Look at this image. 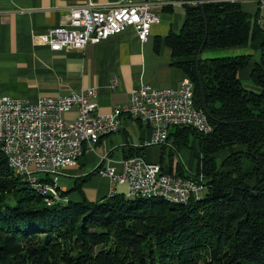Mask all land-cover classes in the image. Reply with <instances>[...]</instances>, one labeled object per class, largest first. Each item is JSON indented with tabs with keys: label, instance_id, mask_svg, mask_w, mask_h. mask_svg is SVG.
Segmentation results:
<instances>
[{
	"label": "trees",
	"instance_id": "trees-1",
	"mask_svg": "<svg viewBox=\"0 0 264 264\" xmlns=\"http://www.w3.org/2000/svg\"><path fill=\"white\" fill-rule=\"evenodd\" d=\"M186 1L194 3L165 44L213 130L172 127L161 168L204 175V192L172 204L125 193L72 201L69 190L62 192L67 202L47 206L1 155L0 264H264V29L237 2ZM242 46L260 53L250 72L256 89L239 77L250 55L197 58L205 49ZM181 148L192 152L193 172L172 164Z\"/></svg>",
	"mask_w": 264,
	"mask_h": 264
},
{
	"label": "crops",
	"instance_id": "crops-1",
	"mask_svg": "<svg viewBox=\"0 0 264 264\" xmlns=\"http://www.w3.org/2000/svg\"><path fill=\"white\" fill-rule=\"evenodd\" d=\"M98 3L124 4L145 0H93ZM159 21L153 23L147 40L141 42L133 27L111 35L84 49L66 47L51 50L47 44V31L63 21L67 8L81 5L86 0H0V98L36 101L42 96L58 97L71 91L96 87V102L102 112L126 104L132 87L139 81L156 87L176 86L186 78L183 70L173 64L165 44L169 32H178L185 21V7L194 3L186 0H149ZM199 1V0H198ZM234 1L249 15L264 19V0H214ZM158 40V48L154 43ZM222 56L250 55L239 77L247 88L256 89L250 81V72L259 60V51L250 46L228 48ZM204 58H214L202 56ZM113 79L116 80L112 86ZM75 116L72 109L67 119ZM151 128L127 114L121 117L118 131L100 137L72 166L61 171L63 192L72 201H99L107 197L111 181L107 176L94 173L80 182L88 173L108 165L119 166L117 161L138 152L149 161L162 167L167 165L172 152L167 145L149 144ZM170 143V144H169ZM177 150L172 164L179 162L187 171H194V157L186 148ZM162 160V162H160ZM167 169V167H166ZM97 172V171H96ZM63 177V178H61ZM116 193H125L123 185ZM126 194V193H125Z\"/></svg>",
	"mask_w": 264,
	"mask_h": 264
},
{
	"label": "built area",
	"instance_id": "built-area-1",
	"mask_svg": "<svg viewBox=\"0 0 264 264\" xmlns=\"http://www.w3.org/2000/svg\"><path fill=\"white\" fill-rule=\"evenodd\" d=\"M158 21L149 0L124 4L86 0L68 7L63 21L48 29L47 44L54 51L66 47L84 49L127 27H133L137 38L144 42L151 25ZM258 23L264 29V19L258 18ZM115 83L113 79L112 86ZM96 96V87H88L58 97L42 96L33 102L1 97L0 156L6 157L14 175L35 179L38 187L55 191L59 201L67 198L62 189H53L61 171L77 163L85 147L118 131L124 114L151 128L149 144L167 143L170 129L176 126H189L201 134L213 130L206 114L194 105L193 84L188 77L167 87L139 81L131 88L127 103L108 112L99 110ZM72 109L75 116L67 119L65 114ZM117 162V167L96 169L111 181L108 197L116 186L123 185L127 191L138 194H168L188 200L203 193L206 187L200 173H168L159 163L143 156H128Z\"/></svg>",
	"mask_w": 264,
	"mask_h": 264
},
{
	"label": "bare ground",
	"instance_id": "bare-ground-1",
	"mask_svg": "<svg viewBox=\"0 0 264 264\" xmlns=\"http://www.w3.org/2000/svg\"><path fill=\"white\" fill-rule=\"evenodd\" d=\"M24 180L33 188V190H35V192L37 194H39L42 197L43 202L47 206H52V205H55V204H58V203H65L68 200L67 198H63V199H61L59 201H56L55 191L49 190V189H44L42 187H38V181H36L35 179H24ZM53 189L54 190H61V188L58 187L57 182H53ZM115 190L116 189H113V191H110V196L114 195L116 193ZM125 193H126L127 196H140V197H152V198H154V197L157 198L158 197V198H162V199H164L167 202H170L172 204H175V203H186L187 202V200H184L181 197H175V196H171V195H168V194H155V196H153V194H149V193L138 194V193H134V192L127 191V190H126ZM201 194H197L194 197L196 199H198ZM49 201H55V203L51 204V203H49Z\"/></svg>",
	"mask_w": 264,
	"mask_h": 264
},
{
	"label": "rangeland",
	"instance_id": "rangeland-1",
	"mask_svg": "<svg viewBox=\"0 0 264 264\" xmlns=\"http://www.w3.org/2000/svg\"><path fill=\"white\" fill-rule=\"evenodd\" d=\"M257 22H258V20H257ZM259 24V23H258ZM260 26V25H259ZM231 48H234V47H231ZM226 50H228V48H223V49H205L204 51H202L201 53H200V57L202 58V56H208V57H215V56H222L223 55V53L221 52V51H226ZM170 141V143L172 142L171 140H169ZM169 143V144H170ZM192 143V139H190V144ZM189 149V148H188ZM183 151H187V149L186 148H183ZM194 162H195V159H194ZM204 176V175H203ZM61 178H63V177H61ZM59 179H60V177H59ZM59 179H58V182H57V185H58V187H59V185L61 184V181H59ZM205 180V179H204Z\"/></svg>",
	"mask_w": 264,
	"mask_h": 264
},
{
	"label": "water",
	"instance_id": "water-1",
	"mask_svg": "<svg viewBox=\"0 0 264 264\" xmlns=\"http://www.w3.org/2000/svg\"><path fill=\"white\" fill-rule=\"evenodd\" d=\"M199 54H200V52L198 53L197 58H198Z\"/></svg>",
	"mask_w": 264,
	"mask_h": 264
}]
</instances>
